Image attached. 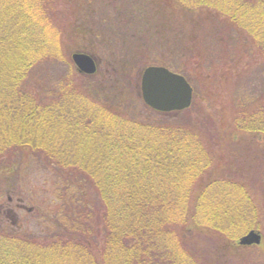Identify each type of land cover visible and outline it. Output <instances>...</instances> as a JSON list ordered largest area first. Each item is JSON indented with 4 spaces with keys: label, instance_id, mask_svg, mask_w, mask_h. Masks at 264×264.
Returning <instances> with one entry per match:
<instances>
[{
    "label": "trees",
    "instance_id": "trees-1",
    "mask_svg": "<svg viewBox=\"0 0 264 264\" xmlns=\"http://www.w3.org/2000/svg\"><path fill=\"white\" fill-rule=\"evenodd\" d=\"M108 15L115 16L107 25ZM222 22L231 26L234 49L260 66L248 74L249 89L231 100L228 121L197 104L193 88L183 111L145 106L139 79L153 63L145 61L125 85L123 64L156 53L207 64L211 81L213 66L228 64V51L212 60L199 36L228 30ZM107 32L119 54L105 60L108 86L80 74L71 60L73 53L90 55L98 74L95 47L83 41L107 43ZM119 58L122 64H114ZM167 64L154 65L191 86L188 68ZM58 65L64 77H50ZM41 67L48 80L31 89L30 76ZM226 141L244 143L246 155L264 148V0H0V179L36 167L53 180L55 205L42 232L19 233L0 180V264H231L198 249L210 238L223 255L257 227L258 205L246 185L212 168L215 149ZM238 163L239 177H250L253 167Z\"/></svg>",
    "mask_w": 264,
    "mask_h": 264
},
{
    "label": "rangeland",
    "instance_id": "rangeland-1",
    "mask_svg": "<svg viewBox=\"0 0 264 264\" xmlns=\"http://www.w3.org/2000/svg\"><path fill=\"white\" fill-rule=\"evenodd\" d=\"M102 7V9H105L107 6L106 4H103ZM106 13L109 14L110 11L106 10ZM114 16L115 15H108L109 18L106 20L107 22L105 21V23L108 25V23L112 22ZM222 24V26H229L228 30H225L223 28L221 34L211 32L206 33V31L202 30L199 36V45L201 51L203 53L210 52L212 54H215L213 57H210L212 60L217 58V56H220L217 54L221 53V51H228V64L225 67H222L225 60H223L222 63L215 65L216 67L212 65L215 69L216 74H214V77L212 76L211 81L205 80L207 76L205 67L207 64L201 66L200 63H197L196 65V62H189L181 59H178V61H176V59H172L166 54L156 53L152 54V56L147 59L145 57H143V59H136V61L139 62L137 63L136 61H134V66L123 64V70L128 74L126 75V73H124V75L129 76L128 80H124L125 85L127 86V84H130V82H134V79L138 78L139 71L145 64V61L153 63V65L162 61L164 63H170L167 65L173 68V71H180V69L185 68L187 70L188 68V76H190V81L192 83L191 86L194 89L193 91L197 92V104H202L205 107L206 111L215 115L216 120L224 117L225 120L228 121L229 117L231 116V100L239 94L241 89H243L244 92L249 89L250 84L253 83V79H250L248 74L256 72L257 70L259 71L258 68L260 66L253 65L258 63L257 59L256 62L253 61V55L245 54L243 52L244 50L241 49H239L238 51H236L237 48L236 50L234 49L232 45L233 43L231 44L230 40L231 35L233 36L230 29L231 26L225 22H222ZM106 34L112 40L111 44L108 43L110 40L108 38H106L107 43L103 42L104 44L102 43V41L94 43V41L91 39H85L83 42L85 45L91 44L93 47H95L96 55L99 56L97 57V59L100 61V69L98 71V74L96 73V70L94 74L86 76H89L92 79L96 78V80L99 77L101 79V84H105L108 86V84L111 83L109 80V76L107 75V68L110 67L107 65L105 60L107 61V59L111 54H113V52L116 53L115 59L118 60L117 57L119 56V54L117 53V45H113V42H115L113 39L114 35L111 36L108 32ZM214 39L216 40L214 41ZM94 40H96V38ZM75 42L82 44L80 40H75ZM117 44L120 45L119 43ZM235 58H239L240 62L234 63V61L236 60ZM231 60L234 64H231ZM114 64H122V62L120 60ZM131 67H133L132 74L130 72ZM45 70V68L41 67L39 69V74L35 73V70L34 73L30 76L27 86L31 87V89H36V81L46 83V81L48 80V76L45 77L43 73ZM64 71L65 69L62 68V65H58L52 68L50 77L53 76V78L55 77L57 79H59L60 77H64ZM257 75L258 74H256L255 76ZM119 77V81L123 80L122 74ZM220 79H222L223 81H221ZM256 83L257 82H255L254 85H256ZM118 85L115 87H118ZM121 88L122 87H120L119 85L118 92H120ZM259 88L260 86L258 87V89ZM123 89H125L124 86ZM124 94L129 96L127 90L124 92ZM217 115L219 116V118ZM217 122L219 123V120ZM219 126L221 128L220 123ZM220 131H222V129L219 130V134L221 133ZM225 133L228 138L225 135L223 136V138L229 139L231 137L229 134L231 133V131L227 130L225 131ZM219 137L222 138V135L220 134ZM243 145L244 143L235 144V142L232 141H226L219 144L220 147H217L215 149L217 155H215V157L213 158L212 168L215 175H220L223 178L233 176L235 177V179H241V181L246 185L248 192L251 193V197L258 205L257 227L256 230L252 231H254V233L259 236V244L256 245L254 243H251L250 245H243L242 247L239 246L242 245L239 243V240L247 235L250 231L249 230L248 232L239 236L237 244L231 243L232 245L229 244L228 247L225 246L223 255L220 254L222 252V248L219 245H217V247L218 250L220 249L221 251L219 252V254L216 253V246L214 245V241L210 238L202 239V241L199 242L200 244L198 246V249L204 257H225L227 260L229 259V262L231 264H251V262H256L255 259H258L257 262H259L256 264H264V148L263 151L257 152L256 150H259L258 148L251 147L255 150H252L246 155ZM245 145L252 146V144L248 142H246ZM253 157H256L255 161L253 160ZM237 160L244 162L245 165H250L253 167L254 172L250 174V177H239L238 169L240 166ZM252 161L254 163L253 165L251 164ZM29 166L30 167L23 170L16 177L4 180V182V178L0 180L2 184L5 183L9 188V191L7 195H4L5 197H3V200L5 199L4 203H6V201L8 202V200L10 199L9 205L7 204V206L13 211L14 220L17 222V228L15 231L21 233V231L25 230L28 234L31 235V233L38 234L44 230L46 223L44 220L45 213H47L46 216L49 215L51 208L55 207V205L52 201L53 180H51L49 176L42 172V170L38 171L36 167L34 168L31 165ZM17 232L15 233L17 234ZM250 257H253V259H250ZM237 258L240 260H237Z\"/></svg>",
    "mask_w": 264,
    "mask_h": 264
},
{
    "label": "water",
    "instance_id": "water-1",
    "mask_svg": "<svg viewBox=\"0 0 264 264\" xmlns=\"http://www.w3.org/2000/svg\"><path fill=\"white\" fill-rule=\"evenodd\" d=\"M77 71L94 74L97 63L90 55L74 53L71 56ZM192 88L184 77L161 66H149L140 76V96L145 106L160 113L180 112L188 109L192 102ZM254 231L239 240L242 245L259 244Z\"/></svg>",
    "mask_w": 264,
    "mask_h": 264
}]
</instances>
